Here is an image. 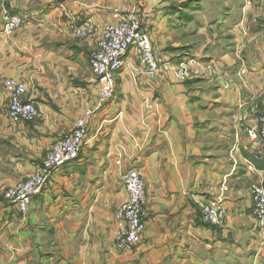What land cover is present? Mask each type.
<instances>
[{
	"label": "crops",
	"instance_id": "crops-1",
	"mask_svg": "<svg viewBox=\"0 0 264 264\" xmlns=\"http://www.w3.org/2000/svg\"><path fill=\"white\" fill-rule=\"evenodd\" d=\"M117 10L142 18L175 69L201 76L151 80L131 50L115 97L89 121L96 142L33 198L8 242L23 258L13 264H264L250 193L264 186V160L246 151L243 131L264 110V0H0V191L35 174L98 102L90 56L98 27ZM6 13L25 24L5 34ZM88 20L91 34L77 37L70 25ZM7 78L26 83L37 119L11 125ZM132 168L146 181V228L143 242L120 254L115 214ZM213 203L226 212L220 224L203 219Z\"/></svg>",
	"mask_w": 264,
	"mask_h": 264
},
{
	"label": "built area",
	"instance_id": "built-area-1",
	"mask_svg": "<svg viewBox=\"0 0 264 264\" xmlns=\"http://www.w3.org/2000/svg\"><path fill=\"white\" fill-rule=\"evenodd\" d=\"M21 14H5L4 33L12 34L25 24ZM94 28L91 20L81 26L70 25L71 31L79 38L88 37ZM96 47L90 56V68L97 80L98 102L86 109L71 133L58 139L46 154L39 170L28 177L15 190L5 195L10 206L25 213L33 198L40 194L63 168L79 159L85 147L92 146L97 135L90 134L89 121L103 106L116 95V77L127 66V56L131 50L138 52L141 71L151 80H158L162 74L172 71V66L158 54L151 38L143 30L142 21L133 14L114 12L111 22L98 27ZM182 69V73L185 72ZM4 89L9 96L8 119L11 125L32 122L40 115L36 104L27 99V85L24 81L8 78ZM243 122L242 118H239ZM248 144L246 151L257 160H264V110L255 114L251 122L243 125ZM118 165L122 163L117 160ZM126 199L115 214V249L120 254L133 252L142 242L146 224L142 210L146 203V181L135 168L123 175ZM253 203V216L257 228L264 233V186L254 184L250 188ZM203 219L208 224H220L225 210L213 203L202 209Z\"/></svg>",
	"mask_w": 264,
	"mask_h": 264
},
{
	"label": "rangeland",
	"instance_id": "rangeland-1",
	"mask_svg": "<svg viewBox=\"0 0 264 264\" xmlns=\"http://www.w3.org/2000/svg\"><path fill=\"white\" fill-rule=\"evenodd\" d=\"M128 14H133L135 15L137 18H139L141 21H142V18L137 14V13H128ZM127 15V14H126ZM237 18L234 20L235 23L236 21L238 20L239 16H236ZM229 26H233L234 25V22H230V20L228 21ZM260 29V28H259ZM148 34V33H147ZM149 36V35H148ZM150 37V36H149ZM152 41V39H151ZM152 45L154 47V44L152 42ZM155 48V47H154ZM156 49V48H155ZM157 51V50H156ZM158 52V51H157ZM158 54H160V56L163 58V60H166L167 57L162 53L158 52ZM169 60V59H168ZM171 66H172V71H169V72H166L164 74H162L161 77H164L166 76L168 73L170 72H176V76L178 78H184V79H193V75L195 77V79L199 76H201V74H199L198 70L194 71V70H190V68L187 69V66L185 67L187 71L185 72H181L179 71L178 69H175V65H173L174 63L170 60L168 61ZM180 67L184 68L182 65H180ZM184 68V69H185ZM181 70V69H180ZM194 71V72H192ZM192 77V78H191ZM8 79V78H7ZM15 79V78H14ZM44 161V159H43ZM43 161H42V164H43ZM42 166V165H41ZM27 179V178H26ZM26 179L24 180H21L19 182H16L15 184L11 185V186H8L4 189H2L0 191V210L1 208H4V207H7V205H9V203L6 201V194L9 192V190H15V188H17L19 185H22L24 181H26ZM33 200L31 202V204L29 205V207L27 208V211L24 213V215L21 213H19V211L15 210L14 213L16 214V217H11L9 214L7 213H3V214H0V264H13L14 261L17 259V258H21L22 256L20 255H14L13 252H12V249H10L7 245H8V242L9 241H12L17 233L16 231L19 233L18 230L21 231V228H22V225H23V221H24V218H26L27 220V214H29L30 210H31V207L33 205ZM209 205V204H207ZM206 205V206H207ZM12 207H14L12 205ZM221 207V206H220ZM222 208V207H221ZM223 209V208H222ZM226 214V212H225ZM27 215V216H26ZM225 217V215H224ZM223 217V218H224ZM223 220V219H222ZM25 222V221H24ZM258 236L259 238L264 242V233H261V231L258 229ZM20 250V249H19ZM15 252V251H14ZM16 253V252H15ZM23 259V258H22ZM22 259H20V262L23 261ZM36 264V263H35Z\"/></svg>",
	"mask_w": 264,
	"mask_h": 264
},
{
	"label": "trees",
	"instance_id": "trees-1",
	"mask_svg": "<svg viewBox=\"0 0 264 264\" xmlns=\"http://www.w3.org/2000/svg\"><path fill=\"white\" fill-rule=\"evenodd\" d=\"M252 161H253V163H256L257 160L255 161V160L252 159Z\"/></svg>",
	"mask_w": 264,
	"mask_h": 264
}]
</instances>
